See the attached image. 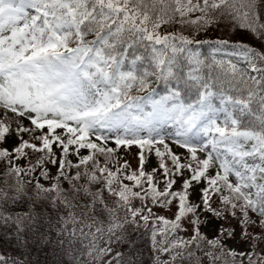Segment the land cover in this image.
Segmentation results:
<instances>
[{
  "label": "snow or ice",
  "instance_id": "snow-or-ice-1",
  "mask_svg": "<svg viewBox=\"0 0 264 264\" xmlns=\"http://www.w3.org/2000/svg\"><path fill=\"white\" fill-rule=\"evenodd\" d=\"M0 264H264V0H0Z\"/></svg>",
  "mask_w": 264,
  "mask_h": 264
}]
</instances>
